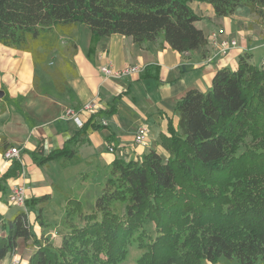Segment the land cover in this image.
Listing matches in <instances>:
<instances>
[{"label": "trees", "instance_id": "16d2710c", "mask_svg": "<svg viewBox=\"0 0 264 264\" xmlns=\"http://www.w3.org/2000/svg\"><path fill=\"white\" fill-rule=\"evenodd\" d=\"M190 1L0 0V43L29 52L44 71L59 34L68 36L78 24L91 39L120 34L139 46L159 39V47L181 54L199 50L205 56L207 38L196 26L200 17ZM198 1L210 5L216 16H229L244 4L264 19V0ZM71 47L75 51V44ZM62 70L46 71L58 91L65 87ZM174 113L176 125L169 120L160 134L162 152L113 159L93 209L67 204L55 226L58 246L43 234L38 237L28 218L29 210L35 211L37 223L46 225L48 194L26 198L8 218L0 214V260L13 255L22 239L36 245L27 264H116L126 257L132 235L150 220L160 232L145 243L136 264H214L221 259L264 264V67L251 63L249 53L240 54L237 67L216 70L205 91L188 89L180 96ZM89 121L61 147L45 155L40 147L32 151L33 163L76 162L75 148L85 142L82 130ZM91 127L97 129L94 123ZM241 145L245 150L237 153ZM6 147L1 140V152ZM21 171V162L10 160L0 176V191ZM118 204L123 212L117 213ZM172 225L182 232H168Z\"/></svg>", "mask_w": 264, "mask_h": 264}, {"label": "crops", "instance_id": "0c3cea01", "mask_svg": "<svg viewBox=\"0 0 264 264\" xmlns=\"http://www.w3.org/2000/svg\"><path fill=\"white\" fill-rule=\"evenodd\" d=\"M189 6L200 17L196 26L207 38L205 56L199 50L181 54L159 47V39L140 46L120 34L91 39L89 30L81 27L85 38L82 45L77 33L67 37L76 51L68 60L71 72H64L62 91L55 88L46 71L33 63L30 53L0 44V141H5L6 148L19 150L22 165V176L8 180L5 191H0L1 215L10 209L7 195L14 183L25 187L26 198L49 195L54 183L45 180L40 165L31 159V152L38 147L44 155L61 147L90 120L82 130L85 142L75 149L83 162L85 178L100 170L106 173L115 158L137 160L151 149L162 152L160 134L166 132L169 120L173 126L177 123L176 100L188 89L205 91L216 70L235 69L238 56L245 52L250 54L251 63L264 67V19L257 18L244 4L229 16H216L206 3L192 1ZM213 34L214 40H235L236 44L226 54H219L211 42ZM102 65L114 69L138 66L139 71L104 78ZM88 102L94 107L79 111ZM66 109L79 111L81 126L64 117ZM93 123L97 129L91 127ZM141 125L146 126L147 135L142 144H137L134 134ZM109 146L113 150H108ZM25 152L29 153L26 162ZM9 164L0 150V176ZM14 207L10 216L23 208Z\"/></svg>", "mask_w": 264, "mask_h": 264}, {"label": "rangeland", "instance_id": "374dc122", "mask_svg": "<svg viewBox=\"0 0 264 264\" xmlns=\"http://www.w3.org/2000/svg\"><path fill=\"white\" fill-rule=\"evenodd\" d=\"M192 1L199 2L198 0H192ZM263 10H264V7H263ZM81 27H84V31H88V29L85 26L78 24L71 30V33H70L72 34L75 32L78 35H80V39H79L80 45H82L85 40V38L81 36V32H80ZM67 37H68L67 35L59 34L58 41H57V45H58L57 48L52 49L48 53L46 62L44 63L46 67V71L50 72V71H53L54 69H59V70L63 69L62 70L63 73L70 71V65H69L68 60H70L72 54L75 53L76 49L75 51H73V48L71 47L73 42L68 40ZM76 38L78 39L79 37L76 36ZM214 38H215V34L212 35L213 40ZM216 41L220 42L219 40H216ZM0 44L4 45L2 43ZM4 46L13 48L7 45H4ZM213 47L214 49L217 48L215 46ZM40 50L42 51L43 49H40ZM23 52H26V51H23ZM217 53L219 52L217 51ZM263 59H264V55H263ZM65 63L68 64L67 69L65 68L66 66ZM245 146L246 145H241L237 153H241L242 151H244ZM23 156H24L23 160L26 162L29 159V153L25 152ZM45 164L39 166L40 171L42 172V175L45 177V180H48V181L51 180L54 183L53 185L49 187L50 188L49 198H48L47 203H45L44 210H43V218H44L43 222L46 225L40 226L37 223V221L35 220V211L29 210L28 218H29V222H30V225L32 226L33 231L36 233L38 237H40L41 234H43L42 236L46 237L49 242H51L55 246H58L60 237H59L58 232L56 231L57 228H55V226L60 223V220L65 214V209H66L67 204H68V207H71L75 205L76 203V206H78L79 208L85 211H89L93 209L95 198L100 194L101 186L104 182V179L107 177V171L106 173H104V171L102 172L100 170L98 173H94L93 175H89L88 178H85V175L83 174V169H82L83 162H81L79 159L76 162L66 167H62L59 164L58 160H55V159L49 160L47 164L46 165ZM81 169H82V172H81ZM21 173L19 176H22ZM103 176H105L104 179H103ZM217 176L220 179L222 174L218 173ZM74 201H77V202H74ZM8 205L10 206L9 203ZM195 206L196 205L193 204L192 208H194ZM4 207L6 208V206ZM9 208L10 209H6V213L3 216L4 218H8L10 216V213L15 209L14 205H11ZM122 210H123V205L118 204L116 206L117 213H120V211ZM192 216H194L192 214V211H189L188 213L189 220H187V222H191ZM159 232L160 230L158 226L156 225V223L154 221L149 220L147 223H145L142 226L141 229H139L137 232H135L132 235L130 244L126 245L127 250H128L126 257L122 261L116 264H136L138 257L141 256L143 251L146 249L145 243L152 241L157 235H159ZM168 232L170 233L171 232H182V227L181 226L177 227L175 225H172L169 227ZM35 249H36V245L32 241L29 240L25 242L22 239H18L17 248H16L15 253L11 256H8L0 260V264H27L30 255L33 253ZM214 264H237V263L234 261L226 262L224 259H221L219 262L214 263Z\"/></svg>", "mask_w": 264, "mask_h": 264}, {"label": "built area", "instance_id": "2783aa9c", "mask_svg": "<svg viewBox=\"0 0 264 264\" xmlns=\"http://www.w3.org/2000/svg\"><path fill=\"white\" fill-rule=\"evenodd\" d=\"M212 44H213V46L217 47L216 49L219 53L225 54L228 52V50H230L233 46H235L236 42H235V40H227V41H220V42L213 40ZM138 71H139L138 66H125L122 69H114L110 65L100 66V73L102 74V76L104 78H118V77H121L123 75L135 73ZM93 107L94 106H93L92 102H88L85 105H83L79 111H90ZM79 111H75L72 109H66L64 111V117H66V116L70 117L71 119H73L76 122V124L81 126L82 121L78 116ZM146 135H147L146 126H143V125L139 126L136 129V132L134 135L135 143H137V144L141 143L142 144L144 142ZM108 150L111 151L113 149H112V147L109 146ZM2 156L6 160L17 159L21 162L19 150L16 147L6 148L3 151ZM25 199H26L25 187L20 183L12 184L11 189L7 195V202L10 205H14L17 207H23Z\"/></svg>", "mask_w": 264, "mask_h": 264}, {"label": "water", "instance_id": "95a60500", "mask_svg": "<svg viewBox=\"0 0 264 264\" xmlns=\"http://www.w3.org/2000/svg\"><path fill=\"white\" fill-rule=\"evenodd\" d=\"M2 96V91H0V97Z\"/></svg>", "mask_w": 264, "mask_h": 264}]
</instances>
